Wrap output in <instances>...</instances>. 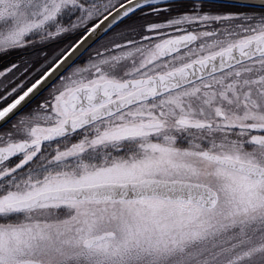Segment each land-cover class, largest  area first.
I'll list each match as a JSON object with an SVG mask.
<instances>
[{"label": "snow or ice", "instance_id": "1", "mask_svg": "<svg viewBox=\"0 0 264 264\" xmlns=\"http://www.w3.org/2000/svg\"><path fill=\"white\" fill-rule=\"evenodd\" d=\"M0 264H264V0H0Z\"/></svg>", "mask_w": 264, "mask_h": 264}]
</instances>
